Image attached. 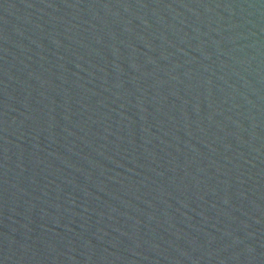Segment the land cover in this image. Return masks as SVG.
<instances>
[{
    "label": "water",
    "instance_id": "water-1",
    "mask_svg": "<svg viewBox=\"0 0 264 264\" xmlns=\"http://www.w3.org/2000/svg\"><path fill=\"white\" fill-rule=\"evenodd\" d=\"M0 264H264V0H0Z\"/></svg>",
    "mask_w": 264,
    "mask_h": 264
}]
</instances>
